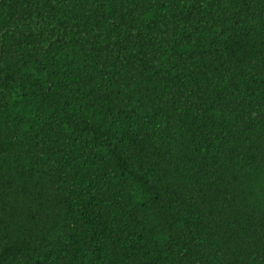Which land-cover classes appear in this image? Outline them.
<instances>
[{"label": "trees", "instance_id": "trees-1", "mask_svg": "<svg viewBox=\"0 0 264 264\" xmlns=\"http://www.w3.org/2000/svg\"><path fill=\"white\" fill-rule=\"evenodd\" d=\"M0 264H264V0H0Z\"/></svg>", "mask_w": 264, "mask_h": 264}]
</instances>
